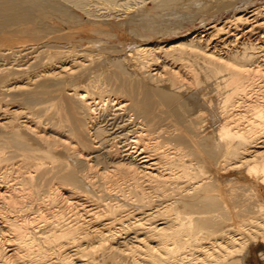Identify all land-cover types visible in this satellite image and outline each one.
<instances>
[{
  "label": "bare ground",
  "instance_id": "obj_1",
  "mask_svg": "<svg viewBox=\"0 0 264 264\" xmlns=\"http://www.w3.org/2000/svg\"><path fill=\"white\" fill-rule=\"evenodd\" d=\"M85 1L0 0V45ZM35 40L17 53L38 58ZM87 56L0 84L43 105H0V264H248L264 243V4L136 45L126 67ZM219 168L243 169L256 199L231 204Z\"/></svg>",
  "mask_w": 264,
  "mask_h": 264
},
{
  "label": "rangeland",
  "instance_id": "obj_2",
  "mask_svg": "<svg viewBox=\"0 0 264 264\" xmlns=\"http://www.w3.org/2000/svg\"><path fill=\"white\" fill-rule=\"evenodd\" d=\"M155 1L128 0L129 3L127 4L118 5L116 3L117 5H114L106 0H86L84 3L85 6H83L84 8L73 7L68 10L70 13L72 12V16H69L67 11V13L62 12L64 16L59 13L58 15L53 14V17L50 15L49 17L51 19L41 18L44 22L39 21L40 23L34 24V28H39L41 33H37L36 30H30L29 35V32L27 31L28 34L26 32L25 34L28 36L21 34L22 37L24 36L23 38H21L20 35L18 36H20L21 39L18 36L16 37L21 41L19 39H13L17 43L19 41L18 45L15 41H8L7 45L11 48L9 49L8 47H2V49H0V72L2 71V75L0 73V84L3 81L13 80L14 77L21 73L28 74L32 71L40 70L49 59H58L60 57L69 58L71 54L75 52H81V50L82 53L90 55L87 57L94 59L92 65L95 66L94 70L96 72L100 66H102L101 68H106L107 70L112 71L116 68L117 64L115 62L121 60L122 62L118 63H121L126 67L127 63L126 61H123L126 60L124 58L126 52L128 53V51L136 45L152 44L156 41L171 42L183 40L185 38L191 37V35L195 32L198 33L204 30V28H207L213 23H217L221 20L240 14L242 10H250L254 7L256 8L257 6L264 4V0H182L180 1L181 3L179 2V4L175 6L158 7L156 4L157 1ZM223 3L228 4L223 5ZM90 9L92 10L90 11ZM87 11L92 13V15ZM59 15L60 17L56 18ZM7 31L9 30L7 29ZM32 31H34V33ZM4 33L7 32L5 31ZM2 34L3 32L0 31V35ZM41 34H44V36ZM28 37L33 39V41L35 39L38 41L42 40V44L36 45L37 53H39L38 58L32 57V55L35 53H23L25 50L22 51L23 54L17 53V50L21 45L34 43L33 41L29 40ZM38 37L42 38L39 39ZM46 38L50 40L48 41ZM26 40H29V42ZM36 40L35 43L38 42ZM12 42H15V45ZM1 45L3 46L4 44ZM7 45L5 44L4 46ZM26 50L29 51L28 49ZM83 50H86V52ZM12 65L16 66L17 68H13ZM96 72L92 73L91 76H97L98 73ZM102 78L104 80H101L102 86L109 87L110 84L107 82L104 76H102ZM111 86L113 85H110V87ZM113 88L115 91L116 88L114 86ZM16 93H19V97L15 95ZM20 93L21 91L18 90L15 92L0 93V105H31H26L23 100L19 99ZM188 94L189 93L186 92L185 95ZM15 96L18 98H15ZM34 104L35 102L28 107L37 111V109L39 110V108L43 106L38 102L36 106ZM44 115L45 118H47V115ZM217 175L220 177V188L223 192H225L227 200L231 204L236 205L237 208H243L248 205L251 200L256 199V196L250 192L251 190H249L251 185V177L243 169L230 168L228 170H224L219 168ZM255 188L264 198V185L258 184V186L256 185ZM248 191L252 195H249V193H247ZM248 199L249 201H247ZM251 250L252 254L248 260V264H264V243L259 242V244L252 246Z\"/></svg>",
  "mask_w": 264,
  "mask_h": 264
}]
</instances>
